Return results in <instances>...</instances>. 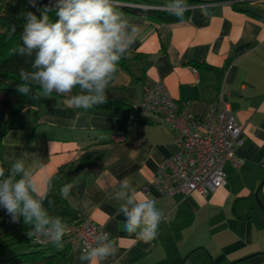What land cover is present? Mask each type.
<instances>
[{"label": "crops", "instance_id": "0c3cea01", "mask_svg": "<svg viewBox=\"0 0 264 264\" xmlns=\"http://www.w3.org/2000/svg\"><path fill=\"white\" fill-rule=\"evenodd\" d=\"M125 17L142 30L119 62L107 103L84 110L34 86L7 124L1 158L23 159L35 172L51 215H89L110 233L117 252L102 264H264V9L218 0L188 5L173 22ZM158 82L200 118L221 86L227 93L239 143L223 165L225 184L207 195H161L153 183L178 147L168 124L143 119L133 104ZM125 177L163 213L149 243L122 231L116 197ZM67 184L75 186L64 196ZM65 247L48 252L54 264H88L78 259L80 244L61 253Z\"/></svg>", "mask_w": 264, "mask_h": 264}, {"label": "clouds", "instance_id": "9594fccd", "mask_svg": "<svg viewBox=\"0 0 264 264\" xmlns=\"http://www.w3.org/2000/svg\"><path fill=\"white\" fill-rule=\"evenodd\" d=\"M30 2L35 6L34 0ZM186 7L184 0H170L167 5L178 17ZM52 12L54 20L49 15ZM24 20L22 42L14 53L32 57V63L30 71L19 70L17 91L27 96L37 86L43 96L53 93L67 96L71 105L84 110L107 103L106 90L118 71L119 62L142 30L117 10L115 0H55L51 6H44L39 17L26 12ZM15 31L13 26L9 35ZM77 88L79 92L73 95ZM74 186L64 185L61 194L67 196ZM119 187L116 199L121 201L118 211L124 217L122 231L144 243L151 242L158 235L164 218L162 211L129 178L121 180ZM45 200L47 193L42 191L35 172L26 168L23 159L13 157L7 173L0 166V207L13 223L23 218L29 226V237L45 236L59 248L67 224L61 217L50 214ZM116 252L110 233L100 232L95 236L94 245L87 244L80 249L78 259L88 264H102Z\"/></svg>", "mask_w": 264, "mask_h": 264}, {"label": "built area", "instance_id": "2783aa9c", "mask_svg": "<svg viewBox=\"0 0 264 264\" xmlns=\"http://www.w3.org/2000/svg\"><path fill=\"white\" fill-rule=\"evenodd\" d=\"M236 3L239 0H227ZM264 9V0H245ZM150 9H168L167 5H145ZM188 7V5H187ZM186 7V8H187ZM227 93L221 86L209 105L206 117L190 115L186 106L172 97L162 82L145 87L134 109L143 119L168 124L175 137L177 150L159 163L153 183L161 195L193 193L207 195L225 184L223 165L235 159V145L239 143L241 127L231 110ZM67 230L62 245L95 244V236L105 232L91 216H79L64 221ZM38 245H54L45 236H32Z\"/></svg>", "mask_w": 264, "mask_h": 264}, {"label": "trees", "instance_id": "16d2710c", "mask_svg": "<svg viewBox=\"0 0 264 264\" xmlns=\"http://www.w3.org/2000/svg\"><path fill=\"white\" fill-rule=\"evenodd\" d=\"M218 0H184L186 5L199 4ZM55 0H0V79L7 86L0 87V148L9 120L18 113L19 103L30 95H22L17 91L20 83L19 70H31L32 57L21 56L14 53V50L21 44V34L25 23L24 14L33 12L38 17L44 6H51ZM170 0H115L117 10L126 14H148L166 22H173L180 17L168 9H150L145 5H168ZM138 4V5H137ZM237 6V4H234ZM51 19H55L54 12L49 13ZM15 26V33L11 36L12 27ZM0 166L7 169L11 164L5 162L0 155ZM29 226L22 224L20 233L0 237V264H54V254H48L47 246L34 244L31 237L27 235ZM25 242L28 245L36 246V249L23 252H15L9 255H2L10 246ZM67 250V246L61 253Z\"/></svg>", "mask_w": 264, "mask_h": 264}, {"label": "rangeland", "instance_id": "374dc122", "mask_svg": "<svg viewBox=\"0 0 264 264\" xmlns=\"http://www.w3.org/2000/svg\"><path fill=\"white\" fill-rule=\"evenodd\" d=\"M5 86H7L6 83L0 79V87H5ZM23 223L24 222L22 217L20 218L19 223L11 222V217L9 216V214L6 212L5 209H3V207H0V237L7 236L10 234L20 233V228ZM61 247L58 248L57 246L53 245V246H47V249L49 253H53L59 250ZM34 249H36V246H31L25 242H22V243L13 244L12 246L9 247V249L6 252L2 253V255L7 256L15 252L30 251Z\"/></svg>", "mask_w": 264, "mask_h": 264}]
</instances>
